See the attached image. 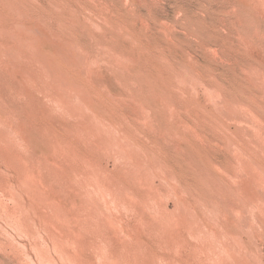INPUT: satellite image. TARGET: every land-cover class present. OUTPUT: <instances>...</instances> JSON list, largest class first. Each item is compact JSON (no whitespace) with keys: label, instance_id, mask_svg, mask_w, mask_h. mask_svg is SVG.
<instances>
[{"label":"rangeland","instance_id":"374dc122","mask_svg":"<svg viewBox=\"0 0 264 264\" xmlns=\"http://www.w3.org/2000/svg\"><path fill=\"white\" fill-rule=\"evenodd\" d=\"M0 137V264H264V0H0Z\"/></svg>","mask_w":264,"mask_h":264},{"label":"bare ground","instance_id":"6f19581e","mask_svg":"<svg viewBox=\"0 0 264 264\" xmlns=\"http://www.w3.org/2000/svg\"><path fill=\"white\" fill-rule=\"evenodd\" d=\"M36 27V26H35ZM6 33V32H5ZM41 34V33H40ZM32 41V40H31ZM72 45V44H71ZM16 53V52H15ZM85 56V55H84ZM82 59V58H81ZM81 61V60H80ZM128 61V60H127ZM126 61V62H127ZM2 65V64H1ZM78 89V88H77ZM46 97V96H45ZM1 138V137H0ZM15 145V144H14ZM10 149V148H9ZM21 150V149H20ZM14 159V158H13ZM221 196V195H220ZM14 200V199H13ZM252 204V203H251ZM53 212V211H52ZM158 213V212H157ZM180 213V212H179ZM98 218V217H97ZM97 218H96V220H97ZM165 219V218H164ZM177 219V218H176ZM41 220V219H40ZM145 220V219H144ZM146 223V222H145ZM20 225V224H19ZM103 226H104V224H103ZM145 226V225H144ZM104 228V227H103ZM164 233V232H163ZM35 234V233H34ZM161 237V236H160ZM100 239V238H99ZM127 239V238H126ZM175 239V238H174ZM179 242V241H178ZM178 244V243H177ZM109 246V245H108ZM77 248V247H76ZM83 257V256H82ZM139 257V256H138ZM30 261V260H29ZM50 262V261H49ZM26 263V262H25Z\"/></svg>","mask_w":264,"mask_h":264}]
</instances>
